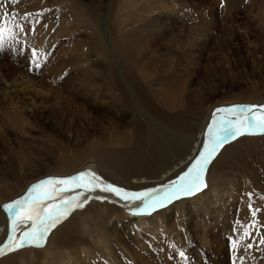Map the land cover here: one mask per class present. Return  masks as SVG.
Masks as SVG:
<instances>
[{"label":"bare ground","instance_id":"1","mask_svg":"<svg viewBox=\"0 0 264 264\" xmlns=\"http://www.w3.org/2000/svg\"><path fill=\"white\" fill-rule=\"evenodd\" d=\"M162 39L127 38L120 62L96 72L98 82H92L87 98L106 108L108 119L84 116L80 132H71L66 144L48 135L44 156L35 160L18 155L15 166L0 173V248L9 242L7 221L14 214L3 206L27 196L39 181L74 177L91 170L106 184L126 192L151 191V198L161 197L203 151L216 109L264 105V86L251 76L243 83L232 84L235 91L241 90L234 98H220L217 89H190L187 63L178 61L172 51L159 53ZM138 42L141 50L136 51ZM208 42V38H202L198 43ZM60 103L58 108L68 102ZM81 112L85 115L84 110ZM17 118L21 121L22 115ZM203 181L199 191L181 195L155 210L146 208V201L125 200L103 191V186L68 191L63 196L78 197L83 207H74L51 229L43 247L26 244L1 256L0 264H149L142 263L141 255L134 256L128 243L134 240L137 247L143 242L139 246L142 248L163 246L167 240L170 249L181 250L183 255L188 252L185 249L192 226L201 229L200 219L208 220L215 233L223 234L228 229L238 234L239 225L253 228L255 208L262 200L258 192L264 190V134L230 137L206 166ZM60 202L59 198L51 201ZM261 212L264 214V206ZM237 219L241 224L235 223ZM199 234L202 247L208 245L204 229ZM202 257V252L198 253L199 261ZM181 264L188 262L185 259Z\"/></svg>","mask_w":264,"mask_h":264},{"label":"rangeland","instance_id":"2","mask_svg":"<svg viewBox=\"0 0 264 264\" xmlns=\"http://www.w3.org/2000/svg\"><path fill=\"white\" fill-rule=\"evenodd\" d=\"M4 20L10 31L0 37V173L15 166L18 155L44 156L50 135L66 144L71 132H80L82 117L109 118L106 108L87 97L92 82H98L96 72L120 62L127 38H163L159 53L172 51L187 63L190 89H217L220 98L229 99L241 91L232 86L250 76L264 86V0H0V25ZM202 38L209 42L199 44ZM135 49L141 50L139 42ZM58 103L66 105L59 109ZM99 184L107 185L101 178ZM258 194L262 200L253 228L239 225L238 234L228 229L215 233L208 220L200 219L201 229L192 226L183 255L170 249L167 240L163 246L142 248L143 242L136 247L133 240L128 248L149 264L185 259L188 264H264V190ZM11 221L6 239L10 234L19 238L29 227L18 225L13 233ZM202 229L210 241L203 247Z\"/></svg>","mask_w":264,"mask_h":264},{"label":"snow or ice","instance_id":"3","mask_svg":"<svg viewBox=\"0 0 264 264\" xmlns=\"http://www.w3.org/2000/svg\"><path fill=\"white\" fill-rule=\"evenodd\" d=\"M7 15L5 13V16ZM7 24L8 21L4 20L3 25H0V37L4 32L10 31ZM39 66L36 64V67ZM245 134H264V105H234L216 109L212 122L208 126L207 140L203 151L200 152L188 171L177 181L172 182L171 189L166 191L163 196L151 198V191L129 193L111 184L104 185L101 190L113 192L125 200L146 201L145 207L151 210L163 207L166 202H170L172 199L179 198L181 195H192L199 191L204 185L205 168L217 150L222 147L223 142L230 137L235 139L237 136ZM94 187H100L99 178L90 171L81 172L74 177L48 178L32 185L27 196L5 204L3 207L7 212H14L11 217L13 233L18 225L27 224L29 227L19 238L10 234L9 242L0 248V255L5 254V249L12 252L23 248L26 244L43 247L49 231L66 219L74 207H83V203L78 200V197L67 198L63 194L76 188L91 191ZM79 195H83V193H79ZM57 198L61 201L59 204L51 203Z\"/></svg>","mask_w":264,"mask_h":264}]
</instances>
